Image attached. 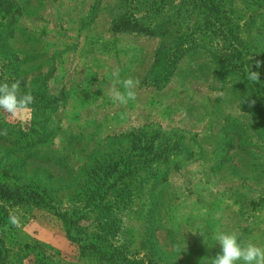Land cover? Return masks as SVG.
<instances>
[{
	"label": "rangeland",
	"instance_id": "1",
	"mask_svg": "<svg viewBox=\"0 0 264 264\" xmlns=\"http://www.w3.org/2000/svg\"><path fill=\"white\" fill-rule=\"evenodd\" d=\"M117 69L139 81L123 106ZM5 79L35 103L0 111V182L39 197L0 190V264H212L217 231L264 246V0H0Z\"/></svg>",
	"mask_w": 264,
	"mask_h": 264
},
{
	"label": "clouds",
	"instance_id": "2",
	"mask_svg": "<svg viewBox=\"0 0 264 264\" xmlns=\"http://www.w3.org/2000/svg\"><path fill=\"white\" fill-rule=\"evenodd\" d=\"M260 62L257 61V67ZM115 82L108 90L110 99L119 104L127 105L136 100V89L139 81L133 77L120 79L119 71L112 73ZM249 79L259 80V72L250 71ZM119 85V87H118ZM35 103V97L31 92H21L20 82L5 79L0 82V111L13 122L27 123L30 119V107ZM0 135H7V129L0 131ZM11 223L19 226L15 216L10 217ZM213 239L218 242L221 251L212 259V264H264V246L253 242L242 243L235 232L217 231Z\"/></svg>",
	"mask_w": 264,
	"mask_h": 264
},
{
	"label": "trees",
	"instance_id": "3",
	"mask_svg": "<svg viewBox=\"0 0 264 264\" xmlns=\"http://www.w3.org/2000/svg\"><path fill=\"white\" fill-rule=\"evenodd\" d=\"M153 141H150L149 147L152 148ZM144 150V149H143ZM0 190L3 195H5L7 198L11 199H23V198H36L39 197V193L26 189L21 188L19 186H8L7 183L0 182ZM96 248V246H92ZM103 256L110 264H136L133 261H128L124 257H122L119 253H116L115 251H112L109 253H103Z\"/></svg>",
	"mask_w": 264,
	"mask_h": 264
}]
</instances>
